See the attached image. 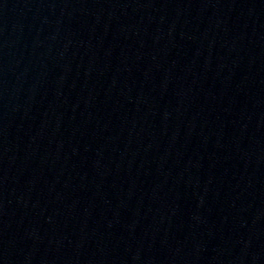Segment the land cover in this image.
<instances>
[{
    "label": "water",
    "instance_id": "95a60500",
    "mask_svg": "<svg viewBox=\"0 0 264 264\" xmlns=\"http://www.w3.org/2000/svg\"><path fill=\"white\" fill-rule=\"evenodd\" d=\"M172 0H0V264H143Z\"/></svg>",
    "mask_w": 264,
    "mask_h": 264
}]
</instances>
